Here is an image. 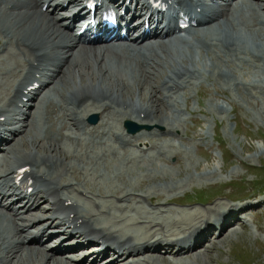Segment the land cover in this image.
<instances>
[{
    "label": "bare ground",
    "instance_id": "6f19581e",
    "mask_svg": "<svg viewBox=\"0 0 264 264\" xmlns=\"http://www.w3.org/2000/svg\"><path fill=\"white\" fill-rule=\"evenodd\" d=\"M83 1L0 0V142L8 146L0 153V264H87L86 258L68 251L74 249L68 246L70 235V240L77 235L85 240L76 247L99 244L92 248L99 250V256L110 251L107 261L111 264H180L210 249L225 235L236 233V227L246 224L243 215L250 210L259 212L264 201L240 207L211 203L213 208L183 212L171 220L175 214L167 209L171 200L163 201L165 207L160 201L187 183L166 188V196L119 186L110 196L124 203L118 208L131 221L126 224L117 222L122 217L100 203L92 208L73 194V189L79 191L75 166L86 155L82 149L93 140L102 143L103 154L115 147L106 139L112 141L111 128L121 120L153 127L152 136L164 129L165 134L179 133L181 124L170 122L173 118L156 99L158 94L179 113L180 95L208 83L211 77L207 73L217 76L216 92L227 95L225 68L247 81L248 69L236 59H248L264 69V0H228L227 4L221 0H131V6L136 4L131 19L118 11L132 10L127 0H106L128 23L117 28L127 30L125 40L108 48L77 37L80 16L65 21L77 8L86 12ZM156 2L168 9L194 10L196 26L188 28L186 36L177 25L162 27L151 12ZM147 17L150 29L145 30ZM73 27H77L75 33ZM137 34L140 37L135 38ZM253 39L254 48L248 42ZM197 50L211 57L212 63L200 65L194 54ZM236 84L239 92L241 88L249 91L248 83L236 80ZM257 105L264 107L261 102ZM25 107L30 112L18 128ZM91 113L100 115L97 127L85 123ZM71 141L77 143L72 149L78 145V151L71 152ZM126 142L137 145L131 138ZM138 153L143 158L142 171L151 159L179 156L173 150L163 153L150 141H144ZM101 167L107 176L115 174L110 166ZM101 167L97 166V172ZM24 168L27 170L17 175ZM158 171L153 167L156 175ZM18 176H22L20 181ZM87 192L80 193L88 198ZM90 193L104 197L102 192ZM143 198L158 206L145 208L143 217H129L127 211L135 204L144 206ZM51 227L58 240L65 239L52 251L48 250L51 236L44 238Z\"/></svg>",
    "mask_w": 264,
    "mask_h": 264
},
{
    "label": "rangeland",
    "instance_id": "374dc122",
    "mask_svg": "<svg viewBox=\"0 0 264 264\" xmlns=\"http://www.w3.org/2000/svg\"><path fill=\"white\" fill-rule=\"evenodd\" d=\"M245 39L247 41L249 38L245 37ZM206 56L209 57L207 54ZM197 59L202 62L200 65L206 61L208 64L212 63V60L206 59L204 55L201 57L197 54ZM246 65L249 69L247 81L240 76L236 78L231 70L225 68L229 77V83L225 86L228 90L227 95L216 93L214 83L217 82V76L207 73V76L211 77L210 81L208 83L205 81L199 90L188 93L187 97L181 100L180 105L181 108L183 107L182 114L185 120L182 136L169 137L156 134L150 137V142L156 143L163 152L178 151L177 160H151L142 171L139 170V155L133 150L122 148L109 153L113 161L109 163V158L103 159L107 157V154L99 153L102 146L99 142L95 146L85 148L83 152L86 154L85 157L76 164L75 176L78 179L79 191L73 189L75 190L73 194L89 207L96 208L100 203L111 213L122 217L117 222L126 224H130L131 221H128V217L124 216L118 208V205L124 203L110 196L111 191L119 186L123 188L127 186L126 190L134 188L142 193L151 192L152 196H159L165 195L166 190L175 185L187 183V187L184 186L180 191L165 195L167 198H162L159 204L165 207L163 201L170 199L172 204L168 205L167 209L177 214L199 212L213 207L199 204L177 206L187 201L234 206L227 198L234 202L252 199L259 195L264 196V107L257 105L258 102L264 105V70H259L258 66L251 63L246 62ZM236 80L240 83H248L249 91L241 88L242 91L239 92ZM198 93H200L199 96ZM156 99L164 104V98L160 94L156 96ZM158 109L165 112L161 106ZM167 110L174 121H177V116L172 109L167 106ZM92 116L98 115L89 116L87 124ZM99 122L100 119L98 124ZM132 124L137 127H149L135 122ZM150 128L153 130L152 127ZM119 129L123 132V124ZM109 142L112 143V141ZM142 142L144 141L137 143L138 147H141ZM74 143L71 141V152L78 151V145L72 149ZM79 153H82V150H79ZM107 165L115 172L112 176H107L106 170L101 167ZM97 166L101 167L98 172ZM153 167L159 169L158 175L153 172ZM214 172L216 175L213 174ZM68 178L72 179V175ZM81 191H88L86 193L88 198L80 193ZM90 192L97 194L102 192L104 197L94 196ZM179 198L181 199L177 200ZM142 200L144 206L135 204L134 209H130L132 211H127L129 217H143L145 208L152 209L158 206L157 203L151 204L147 199ZM45 206L48 207L50 204L45 203ZM256 213L258 214L254 222L257 227L253 223L246 225V228L237 227L236 233L225 235L224 239L210 246V249L198 252L193 258L180 264H264V207L259 212H254ZM170 219L173 220V218ZM247 219L252 217L249 216ZM53 229V227L49 229L51 232H48L47 236ZM54 238L56 237L52 236L51 240ZM55 241H52V248L58 246L61 240ZM91 263L92 260L88 261V264Z\"/></svg>",
    "mask_w": 264,
    "mask_h": 264
}]
</instances>
